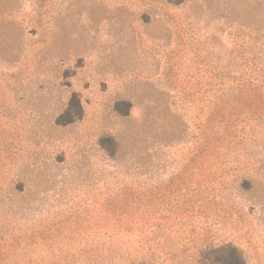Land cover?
<instances>
[{"label":"rangeland","instance_id":"1","mask_svg":"<svg viewBox=\"0 0 264 264\" xmlns=\"http://www.w3.org/2000/svg\"><path fill=\"white\" fill-rule=\"evenodd\" d=\"M230 248L264 264V0H0V264Z\"/></svg>","mask_w":264,"mask_h":264},{"label":"trees","instance_id":"2","mask_svg":"<svg viewBox=\"0 0 264 264\" xmlns=\"http://www.w3.org/2000/svg\"><path fill=\"white\" fill-rule=\"evenodd\" d=\"M255 93V91L253 92ZM110 144L115 146V140H110ZM138 232H141L140 230ZM222 264H243V261L235 251V249L230 248L229 253L226 254L225 257L221 259Z\"/></svg>","mask_w":264,"mask_h":264}]
</instances>
